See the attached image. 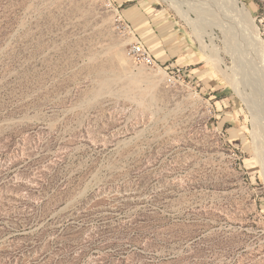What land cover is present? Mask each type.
<instances>
[{"label":"rangeland","instance_id":"374dc122","mask_svg":"<svg viewBox=\"0 0 264 264\" xmlns=\"http://www.w3.org/2000/svg\"><path fill=\"white\" fill-rule=\"evenodd\" d=\"M174 1L0 0V264H264V119L227 75L264 0L226 34Z\"/></svg>","mask_w":264,"mask_h":264},{"label":"bare ground","instance_id":"6f19581e","mask_svg":"<svg viewBox=\"0 0 264 264\" xmlns=\"http://www.w3.org/2000/svg\"><path fill=\"white\" fill-rule=\"evenodd\" d=\"M198 1H199L198 4L195 6L197 15L202 17V18L205 15L212 17L213 21L211 23V26H212L211 28L213 29L212 30L213 32H211V33H214L215 30L217 29V30L223 32L224 34H226L230 30L229 29L230 28L229 23H230V19L233 16L232 15L233 11H238L242 15L247 16V18L250 17V11L247 9V6L241 0H205V3L210 4V6H212L214 9H211L210 7L209 8L204 7L205 4L203 2H201L200 0H198ZM174 2L176 4L177 0H175ZM191 2H192V0H191ZM214 5H216L217 10L215 9ZM180 11H181L182 15H184L186 18L190 19L193 23L196 24L195 27H196V30H198L200 27V22L198 23L197 20H192V18L189 16V14L185 13L186 11L185 12H182V10H180ZM227 20L229 21V23L227 22ZM202 26H203V24H202ZM197 32L201 36V42H202L203 46H206V41H205V37H204V33H206V31L203 32V34H201V32H199V31H197ZM256 33H257L258 38L260 40V38H261L260 33L257 31V29H256ZM207 35H211V34L208 33ZM224 36H226V35H224ZM225 48H226V46H225ZM237 48H239V47H237ZM231 52H233V51H231ZM223 57H224V55H223ZM226 59H227V57H226ZM226 59L220 58L219 61H225ZM232 60H233V64H231V65H233V66L228 69L227 75L231 79V82L234 85L237 92L241 95V98L243 97L246 102L248 101L251 105H253V107H254L253 109H255V111H257L258 108L260 109V112H262V114L261 113L258 114V119H264V44H263V48L260 51L259 55H257V57L255 58L253 65L246 66L245 62L247 60L244 61V58L240 55L239 52H235V53L233 52ZM218 63L221 65V62H218ZM256 141L254 140L255 145L257 143ZM260 148H261V146H260ZM257 150H260V149H257ZM259 154L260 153H258V155ZM260 157H262V156H260ZM262 172H263V170H262Z\"/></svg>","mask_w":264,"mask_h":264},{"label":"built area","instance_id":"2783aa9c","mask_svg":"<svg viewBox=\"0 0 264 264\" xmlns=\"http://www.w3.org/2000/svg\"><path fill=\"white\" fill-rule=\"evenodd\" d=\"M116 28L124 35L129 34L135 37V40L129 47V53L135 61L148 65L159 64L156 57L153 55L151 48L148 47L147 44L134 33L132 24L121 15H119L117 19Z\"/></svg>","mask_w":264,"mask_h":264}]
</instances>
